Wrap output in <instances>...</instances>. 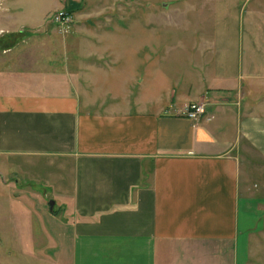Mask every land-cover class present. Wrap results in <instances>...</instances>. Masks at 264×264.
Here are the masks:
<instances>
[{"label":"crops","instance_id":"obj_1","mask_svg":"<svg viewBox=\"0 0 264 264\" xmlns=\"http://www.w3.org/2000/svg\"><path fill=\"white\" fill-rule=\"evenodd\" d=\"M248 30L214 34L212 60L150 96L98 89L104 67L0 59V239L22 254L0 264H264L243 149L264 160V34Z\"/></svg>","mask_w":264,"mask_h":264},{"label":"rangeland","instance_id":"obj_2","mask_svg":"<svg viewBox=\"0 0 264 264\" xmlns=\"http://www.w3.org/2000/svg\"><path fill=\"white\" fill-rule=\"evenodd\" d=\"M58 11L71 20L54 22ZM10 22L17 23L10 27L16 30L6 33ZM0 29V59L68 65L81 72L104 67L89 71L98 89L127 91L130 82L131 90L150 96L161 92L167 79L212 60V50L203 51L219 46L216 40L231 44L233 34L248 29L264 34V0H0ZM245 144L250 162L244 165L258 185L264 160ZM18 241L0 239V263L10 250L15 258L22 256Z\"/></svg>","mask_w":264,"mask_h":264},{"label":"built area","instance_id":"obj_3","mask_svg":"<svg viewBox=\"0 0 264 264\" xmlns=\"http://www.w3.org/2000/svg\"><path fill=\"white\" fill-rule=\"evenodd\" d=\"M52 20L59 24L66 23L71 20V15L65 11H58L53 15ZM206 111L207 103L205 101H193L186 106L185 115L192 120H198L206 113Z\"/></svg>","mask_w":264,"mask_h":264},{"label":"water","instance_id":"obj_4","mask_svg":"<svg viewBox=\"0 0 264 264\" xmlns=\"http://www.w3.org/2000/svg\"><path fill=\"white\" fill-rule=\"evenodd\" d=\"M51 208L53 209V206H54V201H51Z\"/></svg>","mask_w":264,"mask_h":264}]
</instances>
